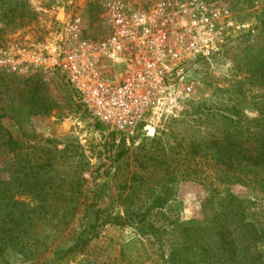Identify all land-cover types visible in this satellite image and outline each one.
Returning <instances> with one entry per match:
<instances>
[{
    "label": "rangeland",
    "instance_id": "374dc122",
    "mask_svg": "<svg viewBox=\"0 0 264 264\" xmlns=\"http://www.w3.org/2000/svg\"><path fill=\"white\" fill-rule=\"evenodd\" d=\"M113 1L0 0V78L10 76L13 85L26 84L28 89L34 86L35 77L39 76L49 96L48 102L54 105L51 111L44 114L27 113L25 129H19L13 118L15 111L13 113L7 107L8 115L0 117V137L6 130L22 139L24 147L30 152H33V147L58 151V165L80 179V200L90 202L100 197L102 207L108 205L112 213H120L124 218L125 206L121 199L131 183L126 181L132 172L156 159L183 166L186 151L176 146L183 144L180 141L186 136L189 126H201L200 121L207 109H210L209 114L218 115L223 107L236 101L235 95L225 89L243 79L244 75L238 68L244 55L264 48V0H124L142 9L166 3L168 13L172 15L177 12L175 6L203 2L219 12L221 32L209 55L189 50V56L182 64L183 80L173 91L176 104L171 106L172 112L159 119H147L131 132L103 124L96 127L84 113L83 106L80 108L76 92L65 83L63 75L57 70L37 69L28 59L32 55H46L48 51L57 49L69 35V25H75L83 39L104 37L107 34L109 3ZM177 28L169 29L174 42L179 33ZM189 40L190 37L185 36L182 43L186 44ZM13 60L25 67L26 72H13L9 66ZM108 67L110 73L115 72L111 65ZM242 100L245 113L252 117L251 99L245 97ZM204 133L209 136L213 132L204 129ZM124 149L126 153L117 157ZM161 149L163 153H157ZM2 166L3 158L0 159ZM1 176L4 177L2 173ZM74 177L72 180L75 181ZM237 191L241 196L259 201L264 210V194L242 188ZM206 194L201 185L181 181L175 185L172 198L152 209L148 218L140 222L135 219L126 224L111 223L100 227L98 236L89 242L86 249L65 264H161L155 229L164 231L166 240L162 244L166 247L174 229L173 221L201 217V203ZM78 210L65 232L66 236L72 232L70 230L80 227L82 207ZM147 221L151 222L154 230L149 228Z\"/></svg>",
    "mask_w": 264,
    "mask_h": 264
},
{
    "label": "trees",
    "instance_id": "16d2710c",
    "mask_svg": "<svg viewBox=\"0 0 264 264\" xmlns=\"http://www.w3.org/2000/svg\"><path fill=\"white\" fill-rule=\"evenodd\" d=\"M239 65L243 79L225 89L236 101L218 115L207 109L201 126L190 125L180 141L183 144H177L186 151V163L177 166V162L168 164L155 158L132 172L121 199L124 218L112 213L108 205L102 207L100 197L80 200V179L58 165V151L33 147L30 152L22 139L5 130L0 137V159H4L0 167V264H65L86 249L100 227L148 218L152 209L172 198L181 181L206 189L202 216L173 221L166 247L162 244L164 231L147 221L149 228L156 230L161 264H264V210L259 201L237 191L242 188L264 194V48L244 55ZM13 82L10 76L0 78V117L8 115L9 107L15 111V124L25 129L27 113L44 114L54 105L48 102L39 76L28 89L26 84ZM245 97L252 101V117L241 105ZM83 111L96 127L102 126ZM204 129L212 135H205ZM125 153L126 149L121 150L117 157ZM80 207V227L66 236Z\"/></svg>",
    "mask_w": 264,
    "mask_h": 264
},
{
    "label": "built area",
    "instance_id": "2783aa9c",
    "mask_svg": "<svg viewBox=\"0 0 264 264\" xmlns=\"http://www.w3.org/2000/svg\"><path fill=\"white\" fill-rule=\"evenodd\" d=\"M207 6L182 4L172 15L166 3L142 9L115 0L109 3L104 37L83 39L69 25V35L57 49L28 59L37 69L59 71L99 123L131 132L147 119L172 112L173 91L183 80L189 50L207 56L214 49L221 33L219 12ZM177 26L174 42L169 29ZM185 36L190 37L186 44ZM9 66L15 73L26 72L18 61Z\"/></svg>",
    "mask_w": 264,
    "mask_h": 264
}]
</instances>
